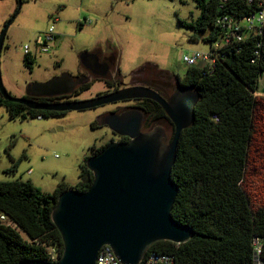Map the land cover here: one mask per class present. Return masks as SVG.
Segmentation results:
<instances>
[{"label":"trees","instance_id":"obj_1","mask_svg":"<svg viewBox=\"0 0 264 264\" xmlns=\"http://www.w3.org/2000/svg\"><path fill=\"white\" fill-rule=\"evenodd\" d=\"M196 1L200 15L189 23L182 19L180 22L194 29L191 38L196 40L199 33L210 28L204 39L211 46L222 33L218 17L224 14L243 17L257 9L247 0ZM21 5L22 0H18L5 24L18 15ZM33 59V55L26 54L24 62L32 68ZM263 74L264 35H248L226 46L211 65L189 66L180 84L194 87L199 101L194 107L193 122L182 131L177 147L173 179L178 194L173 214L178 222L190 226L193 234L185 243L157 241L146 256L167 253L176 264H257L258 257L260 264H264V201L254 204L244 188L256 119L264 116V96L256 94ZM96 79L80 82L70 94L36 99H70L89 89ZM105 82L112 87L109 81ZM0 105L6 106L11 117L22 119L67 112L30 109L5 99L1 93ZM107 144L93 146V154ZM88 157L81 163L77 186L62 182L53 192H45L31 180H0V214H6L15 223L0 219V264L31 259L53 262L51 248L59 256L62 254L64 242L52 211L61 192L90 187L94 173L87 166ZM16 167L17 162L8 171Z\"/></svg>","mask_w":264,"mask_h":264},{"label":"rangeland","instance_id":"obj_2","mask_svg":"<svg viewBox=\"0 0 264 264\" xmlns=\"http://www.w3.org/2000/svg\"><path fill=\"white\" fill-rule=\"evenodd\" d=\"M17 4L18 0H0V34ZM199 15L196 0H22L1 52L3 83L11 95L24 97L34 83L63 75L76 78L85 70L80 57L83 52L116 57L119 74L110 84L134 82L135 71L149 72L155 66L183 80L189 68L184 56L194 51L210 53L212 47L204 39L210 28L196 40L191 38L194 29L180 22L189 23ZM52 26L56 39L42 52L35 38ZM26 45L34 58L32 68L24 62ZM109 89L105 80L98 78L70 99H89ZM257 95L264 96V74ZM114 107L107 104L22 119L11 117L6 106L0 105V180H31L45 192H53L62 182L77 186L81 163L93 155L92 147L113 138L103 117ZM256 126L244 188L252 202L259 204L264 201V116H258ZM165 127L169 143L174 129L172 123ZM15 162L17 167L8 171Z\"/></svg>","mask_w":264,"mask_h":264},{"label":"water","instance_id":"obj_3","mask_svg":"<svg viewBox=\"0 0 264 264\" xmlns=\"http://www.w3.org/2000/svg\"><path fill=\"white\" fill-rule=\"evenodd\" d=\"M14 18L4 25L0 34V93L5 99L30 109L70 111L148 98L158 102L174 124L173 136L167 143L164 127L142 129L144 114L138 109L107 115L104 123L130 140L109 141L101 151L87 158V166L94 173L87 190L70 188L59 194L52 218L63 238L62 254L56 262L31 259L18 264H95L105 245L111 247L122 264H140L157 241L187 242L193 234L192 228L178 222L173 214L178 194L173 167L181 133L194 119L198 91L192 86L180 85L165 99L152 88L130 85L83 100L40 101L29 96H13L3 83L1 52ZM80 57L82 64L93 73L105 76L109 70V65L101 62L96 52H83ZM79 82L63 75L30 85L27 94L67 95Z\"/></svg>","mask_w":264,"mask_h":264},{"label":"built area","instance_id":"obj_4","mask_svg":"<svg viewBox=\"0 0 264 264\" xmlns=\"http://www.w3.org/2000/svg\"><path fill=\"white\" fill-rule=\"evenodd\" d=\"M248 3L254 4L257 9L248 15L243 17H235L234 15L224 14L217 19V24L221 26L222 33L212 43L210 53H202L200 51H194L184 56V61L189 66L196 65L200 60H206L205 65H211L215 62V58L218 56L219 51L228 45H232L235 42L242 41L248 35H264V0H247ZM56 39V33L54 27H50L47 31L40 33L35 38L36 46L42 52H47L50 48V42ZM25 54L32 55V51L29 45L24 48ZM257 94V93H256ZM41 118V116H38ZM31 172V170H29ZM0 219L8 224L15 225L9 217L2 213ZM49 253L53 262L59 259L58 252L51 248ZM261 260L257 257V264H260ZM95 264H122L119 258L116 256L110 246L105 245L99 252ZM140 264H176L172 255L167 253H152L145 256Z\"/></svg>","mask_w":264,"mask_h":264},{"label":"flooded vegetation","instance_id":"obj_5","mask_svg":"<svg viewBox=\"0 0 264 264\" xmlns=\"http://www.w3.org/2000/svg\"><path fill=\"white\" fill-rule=\"evenodd\" d=\"M96 53H98L99 59L101 62L107 63L109 65V70L106 73V75L101 76L100 74L93 73L91 70H89L83 65L85 70L81 71L78 77L76 78L74 77L75 82H79V80L80 82H82L88 78L89 79L103 78L107 81H110V79H113L116 77L117 73L119 74V68H118L116 57H111L110 55L102 54L99 52H96ZM98 71L102 72V69H98ZM135 75H136V78H135ZM132 79H134L135 81L134 82L130 81L128 84H123L121 86H118V84H115V85L112 84V87L111 89H109L108 92H111L115 89H119L125 86L143 85V86H147L157 91L165 99H169L175 93L177 88L181 85L180 84L181 79L179 76L170 74L158 68H154L152 71H149V72L141 71L140 73L133 74ZM79 83H77V85ZM100 94H103V93H100ZM26 96L33 97V98H40L37 96L28 95V94ZM111 104H114L115 107L114 109L109 110L108 112L104 114L103 120L105 119L107 115L111 113H122L123 111H127L130 109H138L144 114V120H143V125H142L143 126L142 129L144 131H149L157 125H160L166 129L165 126L168 123L170 124L172 123L171 119L167 116L163 107L158 102L152 99H148V98L134 99V100L118 101V102H114ZM160 113L161 114L164 113L165 116H159ZM166 132H167V129H166ZM126 139L130 140L128 136H121L113 132V138L110 141L112 140L126 141Z\"/></svg>","mask_w":264,"mask_h":264},{"label":"crops","instance_id":"obj_6","mask_svg":"<svg viewBox=\"0 0 264 264\" xmlns=\"http://www.w3.org/2000/svg\"><path fill=\"white\" fill-rule=\"evenodd\" d=\"M200 67H203V66H205V63H203L202 65H199Z\"/></svg>","mask_w":264,"mask_h":264}]
</instances>
